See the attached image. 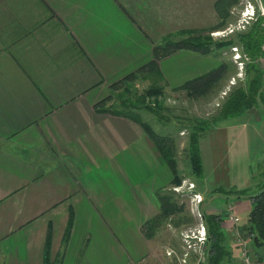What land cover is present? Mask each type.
I'll return each instance as SVG.
<instances>
[{
	"label": "crops",
	"instance_id": "obj_1",
	"mask_svg": "<svg viewBox=\"0 0 264 264\" xmlns=\"http://www.w3.org/2000/svg\"><path fill=\"white\" fill-rule=\"evenodd\" d=\"M215 1L0 0V264H174L161 223L145 226L167 166L137 123L94 106L165 35L214 25ZM212 55L179 49L156 61L154 79L180 86L217 67ZM207 131L199 195L263 189L264 107ZM227 197L243 229L250 202ZM207 209L223 214L232 254L221 264H240L232 221ZM248 237L264 264V244Z\"/></svg>",
	"mask_w": 264,
	"mask_h": 264
},
{
	"label": "trees",
	"instance_id": "obj_2",
	"mask_svg": "<svg viewBox=\"0 0 264 264\" xmlns=\"http://www.w3.org/2000/svg\"><path fill=\"white\" fill-rule=\"evenodd\" d=\"M264 5V0H261ZM237 0H216L214 10L217 14L218 22L214 25L191 30H179L165 35L160 43L154 45L151 49V60L146 64L138 67L133 72H130L120 79L112 82L109 89L119 88L120 86L128 85L130 82L138 78H147L150 76H158L159 71L156 66V61L166 55H169L179 49H188L197 51L202 54L208 53L213 47H226L233 43L239 44L245 59L249 61L244 63L245 75L250 71L251 75L244 81H240L235 86H232L225 94L217 110L208 118H192L187 132L186 151L191 175L195 179L202 178V164L198 147L199 137L212 125L217 122L236 117L244 112L262 105L264 107V63L256 59H264V25L263 17L257 16L245 31L237 32L235 41L224 39L218 42H211L207 36L201 35L204 31H210L224 24L228 16V8L236 3ZM179 37L172 39V37ZM263 46V47H262ZM255 60V61H254ZM251 61V62H250ZM259 63H262L259 65ZM223 64H219L216 68L207 73L185 81L180 86L173 89L184 90L188 97H199L207 94L211 90L223 72ZM244 79V78H243ZM160 86H150L136 98L138 101L143 100L146 96L154 97L155 103L152 110L158 111L160 105L156 97L160 95ZM108 97L103 98L95 104L96 111H108L115 115L124 116L133 122L137 123L145 132L160 158L167 166L171 178L169 184L177 185L180 182V176L176 169L175 160V141L169 135L156 133L149 123L142 120L139 114L135 113V103H121V109L106 108L104 106ZM135 100V99H133ZM147 108V106H145ZM248 188H215L214 193H219L225 196H233L234 198H246L250 202V211L244 231L251 236L253 244H264V188L259 189L253 194L247 193ZM168 191V190H167ZM169 192V191H168ZM168 192L160 190L156 193L159 203V213L153 218L146 221L145 226L149 230L156 227L169 215L181 211V204H176L172 201ZM170 193V192H169ZM222 215L216 212L202 213V222L206 229V249L204 255V264H221L222 261L231 259V249L225 242V234L222 232L220 222ZM70 227V218L67 222L64 237L66 238Z\"/></svg>",
	"mask_w": 264,
	"mask_h": 264
},
{
	"label": "rangeland",
	"instance_id": "obj_3",
	"mask_svg": "<svg viewBox=\"0 0 264 264\" xmlns=\"http://www.w3.org/2000/svg\"><path fill=\"white\" fill-rule=\"evenodd\" d=\"M247 4L251 5L252 10L245 9L247 8ZM227 11L228 16L225 19L224 24L217 28H213L210 31H204L201 35L207 36L211 42H218L224 39H231L235 41L236 33L245 31L248 25H250L258 15L263 17L264 25V9L261 0H237V2L231 5ZM250 11L253 12L251 18H249L246 23H243L246 18L244 13L251 14ZM177 38L179 37H172V39ZM209 52L213 53L212 57L214 58V66H218L222 63L224 69L221 73V77L217 80L213 88L208 90L207 94L204 96L188 97L184 90L173 89L174 87L169 88L161 86L162 89L160 91V95L156 97L160 108L158 111L152 110L154 106L153 104L155 103L154 97L146 96L141 101L136 99L138 98L137 96L141 95L146 88L153 85L158 86L157 81L154 79L155 76H150L145 79L138 78L130 82L128 85L125 84L119 88L109 89L106 96L108 99L104 103V106L109 109H121V103L127 104L134 101L133 103H135L134 105L136 106L134 111L139 114L142 120L147 121L156 133L169 135L175 141L176 169L178 175L180 176V182L177 185L169 184L168 182L163 191H169L170 193L168 192V194L172 201L176 204H181L182 209L181 211L167 217L158 227L159 230H162V232L164 230L167 231H164L165 237L163 239H165L166 244L162 246V248L165 249L164 253L170 251L168 256H170L169 258L174 262V264H204V260L202 263L199 258L201 257L200 252L203 249H206V241L200 246V248L197 247V244H194L193 248L186 250V246L182 241L184 233H186L187 230H192V232H194V229L198 227L197 225L199 223H203L202 213H209V209L205 211L207 206H214L217 209H221L226 214L228 213L225 203L229 200V197L225 195L217 194L212 197L211 194L208 193L203 196L199 195L200 199L198 198L192 200V198H190V194L192 195L193 193H198L197 190L199 191V184H201V179H195L191 175L187 158L186 140L190 122L192 118H208L213 115L228 90L232 86H235V84L237 85L238 83H241L240 81H244L251 75L250 71H248L247 75H245L244 63L249 61V59H245L239 44L233 43L232 45H228L226 47L211 46ZM234 53L237 54L236 57H234ZM256 60L258 61V59ZM261 62L264 63L263 58ZM145 106H147V108ZM219 122L212 125L208 129L218 125ZM206 132L209 131L206 130L204 133L205 136H208L209 133ZM204 140L202 142H204ZM202 149L204 153L205 150L204 148ZM239 162L241 163V160H239ZM219 174L221 176V172ZM189 183H191L193 187H190ZM174 187H177V190H174ZM249 189L250 190H247V193L250 194H253L252 190L258 191L257 184L252 185V188ZM226 214L225 216L227 217ZM221 215L223 216V214ZM233 226L232 233L233 240H235V235L237 234V236H239L243 229L241 228L240 222L239 226L234 224ZM222 232L224 231L222 230ZM243 236L248 237L249 234L244 231ZM174 244L177 247H174ZM183 253H186V255L182 256Z\"/></svg>",
	"mask_w": 264,
	"mask_h": 264
},
{
	"label": "built area",
	"instance_id": "obj_4",
	"mask_svg": "<svg viewBox=\"0 0 264 264\" xmlns=\"http://www.w3.org/2000/svg\"><path fill=\"white\" fill-rule=\"evenodd\" d=\"M245 9H251V5L247 4V8H245ZM263 9H264V5H263ZM250 12H251V14L244 13L246 15L245 16L246 18L244 19L245 21L243 23H246L247 20L249 18H251V15L253 14V12L252 11H250ZM234 55H235L234 57L237 56L236 53H234ZM189 184H190V187H193V185L191 183H189ZM173 189L177 190V187H174ZM190 196H191L190 198H192V200L198 199V198L200 199V196L198 193H193L192 195L190 194ZM193 203H195V202H193ZM227 218L229 220H231L234 225L239 226V218L237 216L233 215L232 213H228ZM197 226L198 227H196L194 229V232H192V230H187V232L184 233V237L182 238V241L184 242V244L186 246V250L189 248H193L194 244L195 245L197 244V247L200 248V246L202 244H204L206 241V229H205L204 224L199 223ZM233 242H235V244L238 248V254H239L241 264H253L252 259H251V255L249 252L250 251L249 237L243 236L242 231H241V234H239V236H237V234L235 235V240ZM200 253H201V257L199 258V260L203 263L204 255H205V249H203ZM166 254L169 255L170 251H167ZM183 255H186V253H183L182 256Z\"/></svg>",
	"mask_w": 264,
	"mask_h": 264
}]
</instances>
